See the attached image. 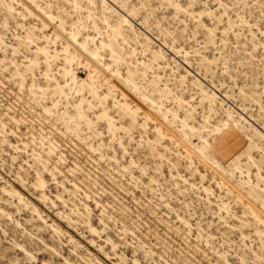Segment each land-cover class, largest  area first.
I'll use <instances>...</instances> for the list:
<instances>
[{"label":"rangeland","instance_id":"obj_1","mask_svg":"<svg viewBox=\"0 0 264 264\" xmlns=\"http://www.w3.org/2000/svg\"><path fill=\"white\" fill-rule=\"evenodd\" d=\"M70 32L109 69L91 60L92 84L58 96L66 42L78 83L90 72ZM37 46L59 51L48 80L41 54L25 69ZM0 120L14 132L0 137V187L29 203L3 207L59 250L55 264H264V0H0ZM36 170L55 206L36 200Z\"/></svg>","mask_w":264,"mask_h":264},{"label":"bare ground","instance_id":"obj_2","mask_svg":"<svg viewBox=\"0 0 264 264\" xmlns=\"http://www.w3.org/2000/svg\"><path fill=\"white\" fill-rule=\"evenodd\" d=\"M91 1V0H88ZM9 10H12V6L8 7ZM126 20V18L124 19ZM24 38L26 39V41H29L31 39V35L29 33H26V35L24 36ZM70 38L72 39L73 43L80 47L82 50H85L88 54V68H89V73L87 74V76L85 78H81L80 82L78 83V81L76 80V77L71 69V63L75 57L74 54H72L69 51V43L66 42V45L63 47V49L61 50V54H63V65L60 66V71H61V77L62 79H64V84L61 85L58 81H56L54 78L53 80L55 81L53 87H52V91L54 94L61 96L64 93V87H69L71 86V83L74 82L72 88H78V90H80V88L83 85H88L90 86L92 84V81L94 79V76L100 72V69L95 67L92 63L91 60H96V62L98 63V65L104 69V70H108L109 67L108 65H103L102 63H100L98 61V48L95 47L93 50H88L87 49V39H84L82 42H79L75 36L74 33L70 32ZM147 40H150L149 37L147 38ZM102 46V45H101ZM13 51H15V49H13ZM179 52V51H177ZM59 51H57L56 49H54L53 51H50L46 46H37L36 50H35V55L33 59H27V61L29 62L28 65H25V69L26 70H31V65L34 63V61L36 60V57L38 54H41L44 57V61L46 63V69L43 71V76L46 80L49 79L51 71H50V65L48 64V62L53 59L54 57H57ZM186 56V54H185ZM207 60V59H206ZM21 78L22 81L19 84L20 87L23 85V75L21 74ZM195 84H197L201 91L204 93L205 91L203 90V88L201 87L202 83L200 82L199 78H195L194 79ZM32 87L34 86L33 84L31 85ZM39 89H41L42 87H38ZM92 90V89H91ZM108 95H103L99 97V100L105 101ZM85 99H82V101H84ZM88 104H90L89 101H87ZM80 104L76 105V108H79ZM116 105L124 110H127L130 112V114L133 116L135 115V109L131 110V108L129 107L128 103L125 101H116ZM57 106V101L53 103L52 107L49 106H43L42 109L44 112L46 113H51L53 108H56ZM100 115L102 117H106L108 119V124L110 129H115V125L112 122V119L108 116L107 111L105 108H103L102 112L100 113ZM10 119L17 124L18 121L14 118V116H10ZM87 123L90 124L91 120L87 119ZM157 132H160V129L157 128L156 129ZM254 132L255 134H257L260 138L264 139V134L254 128ZM10 133H14L12 130H10ZM10 133H8L7 131V126L5 123H3L0 120V137L2 138L1 141H6V136L10 135ZM22 145L26 146V142L22 141ZM15 150H18L15 147ZM40 155L38 154V158L39 159ZM61 159V158H59ZM130 163H134L133 160H130ZM43 168L46 169L45 164H43ZM55 171L59 172V170L57 169V167L54 165L52 166L50 173L53 177V179H55ZM36 174V180L35 182L32 183L34 189L36 191H39L38 196L36 198L37 201H42V202H49L52 206H55V203L53 200H51L46 193L44 192V188H45V179L43 178V175L41 174V172H39L38 170L35 171ZM56 182V181H55ZM72 187L74 188V190L78 189V185L74 182L71 183ZM204 190L206 191L207 188L205 187ZM68 191V190H66ZM5 196L8 197L5 199ZM16 199L17 203H16V210L18 211L19 207L18 205L22 204L24 207H28V202L24 200V196L22 195V193L16 189L11 187L10 190L6 189L5 187H0V261H3V263L8 262L9 264H20L23 260L28 261L30 264H36L37 262H39L38 258H37V254L39 255H48L49 259L48 260H43L42 264H55V262L51 259L52 257H54L55 255H59V250L56 247H51L49 246L46 242H44L43 239H41L38 235H36V233L34 234L32 232V230L26 229V227L22 226L20 224V222L14 218V216L6 211L5 207H3V205L5 206L9 201L8 199ZM56 199L62 201V203L64 205H66V200L59 194H56ZM98 204V202H96ZM83 205V210L84 211H88V206L86 204H82ZM31 208V212L33 215H36L37 218L42 221L44 224L46 223L43 218L42 215L40 214L37 206L35 204H31L30 206ZM102 213V212H101ZM56 215L58 216H62V212L61 211H57ZM66 218L71 221V218L67 217ZM186 221V220H185ZM184 221V223H186ZM6 225H12V229H10V231L8 232L7 229L5 228ZM49 229L51 230V232L54 235H59L62 232V229L60 228V226H58L57 224H49L48 225ZM87 227H88V231L90 234H99V231L97 230V228H95L94 226H92V224H90L89 220L87 219ZM20 228L21 231H17L16 229ZM38 230V229H36ZM36 239L37 242H34L35 244H37L38 246V253L35 254L33 252V249L30 248V244L28 240L30 239ZM3 240V241H2ZM39 242V243H38ZM69 242H72L73 246V250L74 252H77V244L75 243L74 239L72 236H69ZM104 242L108 245H110V249L111 251H113L115 253V248H116V244L113 243L111 241V239L107 236L104 239ZM6 245V246H5ZM11 253H17L18 255H21L22 259H19L18 257H14L11 258L9 257V255ZM78 254V253H77ZM63 263L64 264H73L67 257L63 258ZM91 263V262H90ZM100 263V261H99ZM133 263L134 264H138V260L136 258L133 259ZM1 264V263H0Z\"/></svg>","mask_w":264,"mask_h":264}]
</instances>
